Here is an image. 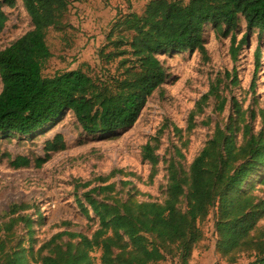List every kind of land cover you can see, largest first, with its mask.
I'll return each mask as SVG.
<instances>
[{"label":"trees","instance_id":"obj_1","mask_svg":"<svg viewBox=\"0 0 264 264\" xmlns=\"http://www.w3.org/2000/svg\"><path fill=\"white\" fill-rule=\"evenodd\" d=\"M79 1V0H74ZM33 29L0 52V134L30 137L57 122L70 112L89 135L108 136L133 127L147 101L169 81L160 61L166 54L200 52L207 54L204 28L212 25L219 35H232L231 57L238 61L247 42L244 36L237 45L234 34L241 19L248 32L264 33V0H151L141 14L129 11L111 27L109 44L113 52L102 56L108 63L121 58L115 73L107 71L90 76L81 70L44 77L53 55L49 33L67 32L71 0H23ZM15 7L13 0H0V35L9 17L5 8ZM107 50V49H106ZM255 74L263 66L262 46L255 52ZM219 83L198 104L202 113L211 97H216L222 113L227 101L219 94ZM237 120L215 132L188 170L172 162L168 169L169 185L163 202H143L133 187L128 194L117 192V185L97 187L84 194L99 222L89 237L62 232L39 250L26 248L17 241L16 227L26 218L12 219L0 225V264H190L199 245L205 241V225L213 224L218 264H264V230L258 229L264 214V202L253 194L251 181L264 171V130L253 134L247 125V112L234 102ZM189 118L190 128L194 120ZM252 119L256 114L252 112ZM264 123V112L261 113ZM244 126V127H243ZM237 129L243 131L239 142ZM159 137L143 148V158L157 175L160 157ZM66 150L62 135L45 144V158L18 157L10 162L15 170L42 168L55 153ZM1 154V153H0ZM116 175L114 171L102 183ZM128 186H133L131 183ZM88 185L83 188H88ZM100 198V199H99ZM77 199L84 215L92 221L89 210ZM27 205H14L25 211ZM33 239V232L30 231ZM64 238H68L64 242ZM247 256V259H245ZM241 258L244 262L241 261Z\"/></svg>","mask_w":264,"mask_h":264},{"label":"rangeland","instance_id":"obj_2","mask_svg":"<svg viewBox=\"0 0 264 264\" xmlns=\"http://www.w3.org/2000/svg\"><path fill=\"white\" fill-rule=\"evenodd\" d=\"M13 1L15 7L5 8L9 22L0 35V52L33 29L23 0ZM149 1L71 0L69 29L49 33L48 43L53 57L46 65L44 77L76 70L93 77L107 71L115 73L121 58L108 63L102 56V50L105 54L114 51L108 40L112 23L129 11L141 14ZM203 33L206 55L185 52L160 56L170 79L148 99L138 122L131 128L108 136L89 135L67 112L57 122L30 137L0 134V225L14 218H26L27 222L15 228L17 241L26 248L33 246L36 251L62 232L91 237L99 222L84 200L85 193L116 184L119 193L126 195L135 187L141 193V201L163 202L169 185L170 164L175 162L177 167L188 170L211 140L216 126L224 128L232 119L237 120L234 102L240 103L247 112V125L251 126L253 134L263 131L264 33L260 39L258 30L248 32L241 19L234 34L237 45L244 36L247 42L236 63L230 54L232 35H219L212 25H206ZM259 44L262 46L263 66L257 73L256 88L252 91L256 67L254 55ZM218 82L219 94L227 101L225 110L220 113L217 98L211 97L200 113L198 104ZM2 88L0 78V93ZM193 112L190 128L189 118ZM252 112L256 114L255 119H252ZM58 135L64 137L66 150L53 154L42 168H37L34 162L28 169L15 170L10 166V162L18 157L33 161L45 158L46 142ZM156 137L160 140L156 152L160 162L152 180L153 167L144 160L143 148ZM237 138L242 142L243 131L237 129ZM114 171H124L129 176L116 175L103 184L102 179ZM251 181L254 183L253 194L264 202V171H259ZM129 183L133 186H128ZM88 184V188H83ZM77 199L84 200L92 221L84 215ZM14 205L28 207L25 211L17 210L15 215L4 216ZM258 229L264 230V214ZM204 230L205 241L197 247L190 264H218L213 251L216 240L213 224H206ZM30 231L35 242L30 240ZM63 241L67 242L68 238ZM94 257L100 264L101 252ZM241 261L248 263L242 258Z\"/></svg>","mask_w":264,"mask_h":264}]
</instances>
